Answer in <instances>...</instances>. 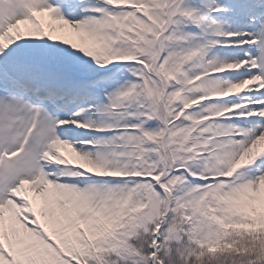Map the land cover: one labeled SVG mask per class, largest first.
I'll return each mask as SVG.
<instances>
[{"label": "snow or ice", "instance_id": "snow-or-ice-1", "mask_svg": "<svg viewBox=\"0 0 264 264\" xmlns=\"http://www.w3.org/2000/svg\"><path fill=\"white\" fill-rule=\"evenodd\" d=\"M0 264H264V0H0Z\"/></svg>", "mask_w": 264, "mask_h": 264}]
</instances>
